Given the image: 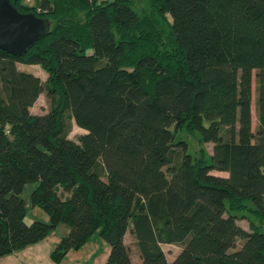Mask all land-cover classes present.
I'll list each match as a JSON object with an SVG mask.
<instances>
[{"label": "trees", "instance_id": "obj_1", "mask_svg": "<svg viewBox=\"0 0 264 264\" xmlns=\"http://www.w3.org/2000/svg\"><path fill=\"white\" fill-rule=\"evenodd\" d=\"M10 1L51 24L20 56L0 49V258L63 223L56 262L98 232L103 264H264V0ZM30 182L48 222L26 221Z\"/></svg>", "mask_w": 264, "mask_h": 264}, {"label": "rangeland", "instance_id": "obj_2", "mask_svg": "<svg viewBox=\"0 0 264 264\" xmlns=\"http://www.w3.org/2000/svg\"><path fill=\"white\" fill-rule=\"evenodd\" d=\"M29 3L33 2V0H26ZM137 8L141 9L142 5H144V2L146 0H135ZM21 70L32 72L33 74L40 77L42 81L46 80L47 74L46 72L38 65H27V64H21L19 66ZM257 82H256V70L253 72V96H252V112H253V130L255 131L258 126V113H257ZM49 110V102L45 96L44 93H41L39 97L37 98L36 102L30 107V111L33 114H43ZM66 122L70 125V130L68 137L77 140L78 136L86 130L83 128L78 127L73 120H70L69 118H66ZM226 133V132H225ZM199 134V133H198ZM227 134V133H226ZM198 136V135H197ZM183 137V138H182ZM184 139V140H190L192 142L194 150H197L200 145L198 142V139L192 135L188 137H184V134H181L178 136V139ZM188 140V141H189ZM206 149L209 153L213 152L214 144L209 142L205 144ZM213 173L222 175V176H228V172L224 171H218L214 170ZM37 182H30L24 185L23 190L21 192V197L25 200V206H26V212L28 218H32L33 220H40L41 222H48L49 217L47 213L38 205H32L30 201V193L31 191L36 187ZM251 205L254 206V204L251 201H248ZM240 225H242L244 228L249 229L250 223L246 218L239 220ZM69 230V227L66 224H59L54 230L50 231L47 237L36 244H33L31 246L25 247L20 251H39V259L38 264H103L107 258V255L109 253L110 246L108 242L103 240L98 232H95L91 236V238L79 249H70L64 258L58 262L53 261L50 259L49 253L52 251L55 244L59 241V239L66 235ZM264 231V228L262 229ZM125 243L130 249L131 252V258L133 262L137 263L140 262V258L138 256V249L135 245V238L130 234V232H127L125 237ZM243 243L242 240L239 241L238 247ZM169 247L171 248L170 250ZM166 246L163 245L164 251H170L168 252L171 257V251L175 252L177 249V246ZM31 257V259H28L27 256L21 257L19 262L17 264H36L37 258ZM16 263V262H13Z\"/></svg>", "mask_w": 264, "mask_h": 264}, {"label": "water", "instance_id": "obj_3", "mask_svg": "<svg viewBox=\"0 0 264 264\" xmlns=\"http://www.w3.org/2000/svg\"><path fill=\"white\" fill-rule=\"evenodd\" d=\"M50 20L33 12H20L10 0H0V49L20 56L47 33Z\"/></svg>", "mask_w": 264, "mask_h": 264}, {"label": "crops", "instance_id": "obj_4", "mask_svg": "<svg viewBox=\"0 0 264 264\" xmlns=\"http://www.w3.org/2000/svg\"><path fill=\"white\" fill-rule=\"evenodd\" d=\"M20 65H21V63L17 64L18 68H20L19 67ZM32 220H33L32 218L26 217L27 222H31ZM166 246H168V247L172 246L173 247L174 244H166ZM170 249L171 248L169 247V249H167V250H170ZM168 252H170V251H166V256H167V259L169 261H171L176 256V254L179 252V247H177L175 252L171 251V254H172L171 257H170V254ZM24 256H27L28 259H31V257L32 258L35 257L34 259L37 258V261L35 263L38 264L39 251H17V252H14L12 254H9L7 256L1 257L0 258V264H17L19 262V260L21 259V257H24ZM49 256H50V253H49ZM50 259H51V257H50ZM13 262H16V263H13Z\"/></svg>", "mask_w": 264, "mask_h": 264}]
</instances>
